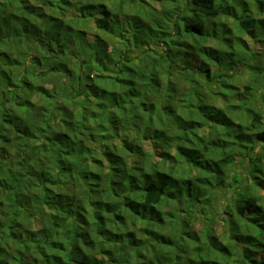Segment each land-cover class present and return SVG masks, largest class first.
Masks as SVG:
<instances>
[{
  "label": "trees",
  "instance_id": "16d2710c",
  "mask_svg": "<svg viewBox=\"0 0 264 264\" xmlns=\"http://www.w3.org/2000/svg\"><path fill=\"white\" fill-rule=\"evenodd\" d=\"M0 264H264V0H0Z\"/></svg>",
  "mask_w": 264,
  "mask_h": 264
},
{
  "label": "rangeland",
  "instance_id": "374dc122",
  "mask_svg": "<svg viewBox=\"0 0 264 264\" xmlns=\"http://www.w3.org/2000/svg\"><path fill=\"white\" fill-rule=\"evenodd\" d=\"M245 77H246V75L243 74L242 79H244ZM258 149H259V146L257 145L254 148V151L257 152ZM239 167L240 166H238V172H230L225 177V182L222 185V188H219L215 193L213 205H211L209 208L207 207V210L210 212V216L212 217L214 214L213 221L211 222V226L214 228L215 231H218V233H221L222 231H224L226 229V225H225L224 221L221 219V217L223 216L222 212L224 210L225 204L230 201L231 196L233 194V191L228 186L229 185L228 183H230L231 178L234 177V175H237L238 173L242 172V168L241 167L239 168ZM169 207H171L170 203H168V207L166 208V210H168ZM205 222H207L206 214L200 213V215L197 216L193 222H191L192 223L191 228H195V230H196L198 227L203 226L205 224ZM259 256H261V254H259L258 257Z\"/></svg>",
  "mask_w": 264,
  "mask_h": 264
}]
</instances>
